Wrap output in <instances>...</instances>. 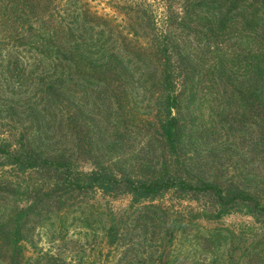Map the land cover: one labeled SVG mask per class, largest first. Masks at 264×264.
I'll return each mask as SVG.
<instances>
[{"label":"rangeland","instance_id":"rangeland-1","mask_svg":"<svg viewBox=\"0 0 264 264\" xmlns=\"http://www.w3.org/2000/svg\"><path fill=\"white\" fill-rule=\"evenodd\" d=\"M78 1L87 40H111L97 58L77 48L86 26L71 21L64 68L29 49L1 77L0 264H264L250 254L264 223L238 209L206 220L201 212L219 207L203 191L134 202L120 186H84L85 173L109 169L118 180L239 185L264 204V102L248 81L258 57L264 66V0ZM151 30H164L171 50L173 145L159 126L167 88ZM202 228L223 232L206 240Z\"/></svg>","mask_w":264,"mask_h":264},{"label":"trees","instance_id":"trees-1","mask_svg":"<svg viewBox=\"0 0 264 264\" xmlns=\"http://www.w3.org/2000/svg\"><path fill=\"white\" fill-rule=\"evenodd\" d=\"M143 2L141 7L139 5V8L146 6V2L144 0ZM79 4L81 5V1L78 0H0V64L2 66L0 71V104L3 102L1 100L3 95L1 94L3 91L1 77L11 73L10 66L17 63H24L25 54L29 49H31L34 56H37L40 62L39 64L46 62V68L55 69V71H57L59 67L61 69L64 68L63 64L71 57L68 53L71 47H66L68 46V39L71 38V35H69V33H71V21L78 22L77 24L80 23L82 28L86 26V33L82 34V39L77 41V48L88 51V54L94 52L90 55L97 58L95 54L105 50L104 46H109L111 40L106 41L105 36L101 39H95V37L92 36L87 40L90 32L87 26V19H85L86 16L84 15L86 12H82L83 10ZM147 7L148 8L145 9L148 11L149 4ZM91 14L97 16L94 12H91ZM128 16L130 19L139 18L137 12L133 10L132 5L128 8ZM147 17L157 27L155 18L149 14ZM155 29L160 30L158 27ZM162 31L164 30H161L160 34H158L151 30V38L156 39V45L160 47L163 53L161 54L164 59L162 75L165 81V87L167 88V95L164 103L165 113L164 117L160 120L159 126L163 136L173 145L176 136L174 128L176 118L173 116L172 111L176 101V96L174 95V88L176 86L174 85L175 81L172 79L171 74L172 58L170 55V45ZM102 33H104V30H100L95 33V35ZM118 37L120 39V36ZM119 39L116 38V42H119ZM255 63L253 65L259 73L252 77L251 81L250 77L248 78L250 88L253 89L250 95H254L253 93H255L254 99L258 96V99L264 102V77L262 75L264 66L260 57H258ZM169 69H171V71ZM52 83L53 79L48 82L47 86H50ZM29 161L31 160H28L27 164L32 166V162ZM41 162L50 165L61 163L59 160L50 158H43ZM66 163L68 162L61 163L59 166H66ZM85 176L87 178L84 184L85 188H98L105 193H112L116 187L120 186L121 189H123L122 191L132 196L134 202L154 200L159 194L172 188L185 191H203L205 194L213 196L218 203L216 206L219 207L215 215L208 213L206 210L202 211L201 216L203 215L206 220L219 219L223 215L238 209L251 215L258 222L262 221L264 223V220L260 218L263 217L264 219V204L256 194L246 191L245 188L239 185L236 186L232 184L230 188H227V186L223 184L206 179H199L198 183H192L183 178H178L175 181H169L165 178L146 180L134 178L130 175H124L118 180L112 170L109 171V169H93L89 173H85ZM150 205L153 204H145L144 208L149 209ZM15 231H17V229ZM201 232L204 239L212 240L218 239L223 229L202 228ZM241 235L242 234L238 232L237 234L233 233L230 239H232L231 241L233 242L234 239L240 238ZM14 241L18 245L19 242L17 238H15ZM117 241L118 238L115 235L109 240L110 244L116 243ZM256 241L257 242H255L251 248L250 254L256 256L259 254L262 256L260 260L264 261V235ZM226 262L227 259L225 258L220 262L216 259L213 261V264H225Z\"/></svg>","mask_w":264,"mask_h":264}]
</instances>
